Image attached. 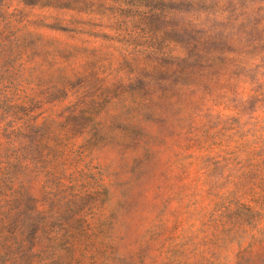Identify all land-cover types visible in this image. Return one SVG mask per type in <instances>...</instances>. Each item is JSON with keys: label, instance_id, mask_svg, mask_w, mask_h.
Wrapping results in <instances>:
<instances>
[{"label": "rangeland", "instance_id": "obj_1", "mask_svg": "<svg viewBox=\"0 0 264 264\" xmlns=\"http://www.w3.org/2000/svg\"><path fill=\"white\" fill-rule=\"evenodd\" d=\"M7 210L0 264H264V0H0Z\"/></svg>", "mask_w": 264, "mask_h": 264}, {"label": "trees", "instance_id": "obj_2", "mask_svg": "<svg viewBox=\"0 0 264 264\" xmlns=\"http://www.w3.org/2000/svg\"><path fill=\"white\" fill-rule=\"evenodd\" d=\"M211 28H207V30H209ZM24 150L28 151L29 150V145H25L24 146ZM38 164L34 165V167H37ZM26 169V167H24V170ZM39 173V171H38ZM22 200L19 198V200L17 201L16 206L21 202ZM15 206V207H16ZM11 210V209H9ZM5 211L4 213H2V218L0 219V222H2V224L5 222L6 219H8V211ZM40 212H38L35 208H33L32 211H30V213H27L25 210L23 209H19L17 211V213L15 214L13 221L11 223H9L8 226H3L2 228H5L4 231H9V234L13 236L12 233L15 234V236H24L26 235V237H29V239H36L38 237V230L39 227L37 226V223L39 222V215ZM32 217V223L30 224V226L26 223V221H28L29 219H31ZM28 228H30L28 230Z\"/></svg>", "mask_w": 264, "mask_h": 264}]
</instances>
